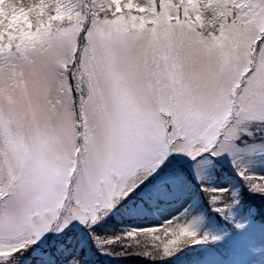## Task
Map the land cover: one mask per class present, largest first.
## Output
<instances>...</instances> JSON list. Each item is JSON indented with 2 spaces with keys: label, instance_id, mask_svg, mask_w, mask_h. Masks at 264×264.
Instances as JSON below:
<instances>
[{
  "label": "snow or ice",
  "instance_id": "obj_1",
  "mask_svg": "<svg viewBox=\"0 0 264 264\" xmlns=\"http://www.w3.org/2000/svg\"><path fill=\"white\" fill-rule=\"evenodd\" d=\"M224 156L235 189L206 182ZM172 203L160 223L102 231ZM209 210L223 236L201 231ZM253 247L264 0H0V264H244Z\"/></svg>",
  "mask_w": 264,
  "mask_h": 264
},
{
  "label": "rangeland",
  "instance_id": "obj_2",
  "mask_svg": "<svg viewBox=\"0 0 264 264\" xmlns=\"http://www.w3.org/2000/svg\"><path fill=\"white\" fill-rule=\"evenodd\" d=\"M219 159L225 160L224 157L219 158ZM185 160L187 161V158H185ZM188 164H189V168H190L192 162L188 161ZM203 172H204V175L206 177V182H208L211 185L218 186V187H231L232 189H235L236 187H239L241 185V184L232 185L231 180L227 179V178H221L219 180H214V177H213L214 165L211 167L205 168L203 170ZM191 175L196 181L195 175L194 174H191ZM179 207H180V205L178 204L175 206H161V207L154 208L151 211L152 213L151 212L148 213L147 216L143 215L146 217H144L143 219H139L138 221H136L134 223L126 225V227H128V226L146 227V226H149V225L154 224V223H160L164 219H166L170 214H175V212L179 210ZM107 218L108 217H106L105 219H107ZM102 223L103 222L101 221V224ZM220 230H221L220 228L215 227L214 222L208 217V214H207L206 221L201 226V231H209L212 235L223 236ZM248 253H250V254L256 253V256L258 257V258H252V260H251V258H249L247 260L248 264H251V263H253L259 259L264 260V248H262V247H253V249L250 252L249 251L243 252L242 253L243 259L246 258ZM105 261L106 262L114 261L118 264H127L126 260L123 258H121V259H106Z\"/></svg>",
  "mask_w": 264,
  "mask_h": 264
},
{
  "label": "trees",
  "instance_id": "obj_3",
  "mask_svg": "<svg viewBox=\"0 0 264 264\" xmlns=\"http://www.w3.org/2000/svg\"><path fill=\"white\" fill-rule=\"evenodd\" d=\"M233 170L231 169H228L226 166H223V165H220V164H214V179L215 180H218V179H221V178H227V179H230L231 182H232V185H236V184H241V180L240 178L236 177L234 172H232ZM191 183L194 185V183L191 181ZM195 186V185H194ZM198 187L195 186L193 188V194L196 195L197 194V190ZM242 192L245 196V201H247L248 199H252L254 198L252 196V194L248 193L247 192V189H242ZM199 199L202 200L204 202V204L206 205L207 204V201H206V198L203 197V194L200 193L199 194ZM175 205H178L177 203H172V204H169L168 206H175ZM210 211V210H209ZM208 211V217L214 222V225L215 227L217 222L218 221H222L220 220L218 214H215V213H209ZM138 216H125V215H120L119 218L115 217V216H109L107 218V220L105 222H103L101 225H104V228L102 229V231H106L107 234H112L116 231H119L118 230V227L119 226H124L128 223H132L134 222L136 219H137ZM219 228V227H217ZM222 235H223V230L221 229L220 230ZM236 234L233 233L231 234L229 237L225 238L223 240V243H222V247H227L228 245H230L231 243V240L233 238H235ZM251 258H257L256 256V253H248L246 258L244 259V263L248 262L247 260ZM126 260V263L127 264H152L151 261H148L146 259H143L141 257H126V258H123ZM104 264H110L109 262H104ZM252 264H257V263H252Z\"/></svg>",
  "mask_w": 264,
  "mask_h": 264
}]
</instances>
